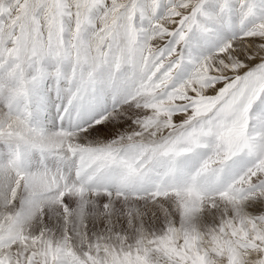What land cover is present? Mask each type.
Returning <instances> with one entry per match:
<instances>
[{"label":"snow or ice","instance_id":"1","mask_svg":"<svg viewBox=\"0 0 264 264\" xmlns=\"http://www.w3.org/2000/svg\"><path fill=\"white\" fill-rule=\"evenodd\" d=\"M0 264H264V0H0Z\"/></svg>","mask_w":264,"mask_h":264}]
</instances>
